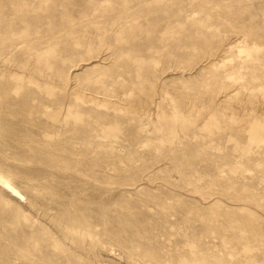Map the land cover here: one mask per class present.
<instances>
[{"label":"rangeland","instance_id":"obj_1","mask_svg":"<svg viewBox=\"0 0 264 264\" xmlns=\"http://www.w3.org/2000/svg\"><path fill=\"white\" fill-rule=\"evenodd\" d=\"M0 172V264H264V0H0Z\"/></svg>","mask_w":264,"mask_h":264},{"label":"bare ground","instance_id":"obj_2","mask_svg":"<svg viewBox=\"0 0 264 264\" xmlns=\"http://www.w3.org/2000/svg\"><path fill=\"white\" fill-rule=\"evenodd\" d=\"M242 51V50H241ZM0 187L18 200H25L23 193L13 184V182L0 172Z\"/></svg>","mask_w":264,"mask_h":264}]
</instances>
